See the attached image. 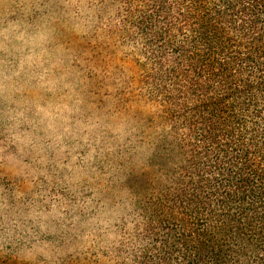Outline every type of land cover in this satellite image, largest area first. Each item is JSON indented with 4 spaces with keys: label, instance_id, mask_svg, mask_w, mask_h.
<instances>
[{
    "label": "trees",
    "instance_id": "obj_1",
    "mask_svg": "<svg viewBox=\"0 0 264 264\" xmlns=\"http://www.w3.org/2000/svg\"><path fill=\"white\" fill-rule=\"evenodd\" d=\"M100 0V11L104 10ZM104 26L156 124L110 264H264V0H112Z\"/></svg>",
    "mask_w": 264,
    "mask_h": 264
},
{
    "label": "clouds",
    "instance_id": "obj_2",
    "mask_svg": "<svg viewBox=\"0 0 264 264\" xmlns=\"http://www.w3.org/2000/svg\"><path fill=\"white\" fill-rule=\"evenodd\" d=\"M55 3L0 0V259L15 264H63L118 218L130 174L152 155L135 121L86 106L79 60L57 38ZM60 3L75 17L87 0Z\"/></svg>",
    "mask_w": 264,
    "mask_h": 264
},
{
    "label": "rangeland",
    "instance_id": "obj_3",
    "mask_svg": "<svg viewBox=\"0 0 264 264\" xmlns=\"http://www.w3.org/2000/svg\"><path fill=\"white\" fill-rule=\"evenodd\" d=\"M103 1H105L103 11H100V0H87L83 12L79 9H72L76 12V16L72 17L60 0H56L53 8L58 17L55 21L57 38L66 47L73 49L79 60L76 66L80 68L86 78L83 86L86 106L92 105L94 111L106 113L109 116H125L135 121L147 133L151 149L155 141L157 126L156 124H147L145 121L150 114V106L135 99L129 101L123 99L124 89L122 83L117 80V75H129L131 62L127 52L123 48L110 45L106 32L99 29V16L103 17L102 25L104 26L108 23L112 12V0ZM48 2L49 0H43V3ZM47 12L48 10L45 9V14ZM40 14L39 11H34L30 19H34ZM103 143L101 141V147H103ZM97 164L103 170V164L99 157H97ZM143 171L134 170L130 175ZM85 195L91 196L92 193L87 192ZM110 196V192L103 193L100 202ZM127 200L128 198L121 199L118 218L113 219V222L107 226L99 225L92 236L80 240L75 252L67 255L63 264H110L109 258L104 257L102 251L107 250L112 244L111 241L117 236L115 225L121 223L120 219L126 212ZM115 204L116 201L113 199L108 205L109 210L114 208ZM0 264H15V262L11 259H0Z\"/></svg>",
    "mask_w": 264,
    "mask_h": 264
}]
</instances>
